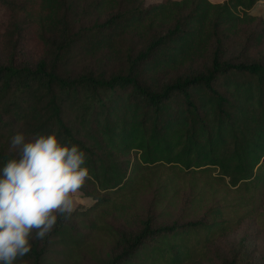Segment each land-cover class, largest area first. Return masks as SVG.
Masks as SVG:
<instances>
[{
    "label": "trees",
    "instance_id": "16d2710c",
    "mask_svg": "<svg viewBox=\"0 0 264 264\" xmlns=\"http://www.w3.org/2000/svg\"><path fill=\"white\" fill-rule=\"evenodd\" d=\"M128 1L100 13L92 0L95 18L82 24L66 0H0V166L16 155L18 131L78 144L88 210L123 223L108 226L112 251L97 264H183L194 239L226 234L255 197L264 209L259 0ZM125 37L137 43L124 52ZM230 44L244 58H227ZM98 55L104 70L69 68ZM143 192L152 194L146 208ZM159 210L177 216L162 221ZM71 216L60 215L16 264H41Z\"/></svg>",
    "mask_w": 264,
    "mask_h": 264
},
{
    "label": "rangeland",
    "instance_id": "374dc122",
    "mask_svg": "<svg viewBox=\"0 0 264 264\" xmlns=\"http://www.w3.org/2000/svg\"><path fill=\"white\" fill-rule=\"evenodd\" d=\"M121 0H107L105 6L101 7V0H95L98 4L97 10L106 12L109 9L115 8ZM161 0H129L132 7L137 6L141 2L145 5L158 2ZM212 2H221L223 0H210ZM67 3L74 4L78 11L80 22L87 23L90 19L95 18V14L90 7L92 0H66ZM115 2V3H114ZM252 14L261 20L255 29L264 28V0H259ZM134 39L125 37L122 42H119L120 49L126 51L136 45ZM242 48L238 44H230L225 51V56L234 61H239L244 58L241 53ZM249 52V53H248ZM250 58H259L260 51L258 49H250L245 52ZM98 57L85 60L77 59L72 64L70 69H79L83 65L93 66L96 70H104L102 64L105 62ZM264 194V191L262 195ZM171 192L167 194L170 197ZM222 195V193H219ZM227 200L234 203L236 194L228 192ZM76 203L75 210L71 213L69 219L61 232L54 237V242L50 245L49 252L42 258L41 264H97L99 261H104L112 251L111 230L108 226L114 228L123 227L122 222H115L113 218L106 217L99 210H88L92 206L93 201L85 194L82 188L74 194ZM152 201V194L143 192L138 197L139 206L146 208ZM166 204V203H165ZM198 215L206 208L197 205ZM183 208L182 202L178 204L177 210ZM164 212H168V208H161ZM248 212V213H247ZM160 220H173L177 216V211L173 216L161 213L159 210L156 213ZM233 214L226 215L231 217ZM235 216H247L240 221ZM232 218L230 229L226 234H213L210 240L205 237L199 241H192V254L183 264H264V209L260 206L259 196L247 205L244 209L238 210Z\"/></svg>",
    "mask_w": 264,
    "mask_h": 264
},
{
    "label": "clouds",
    "instance_id": "9594fccd",
    "mask_svg": "<svg viewBox=\"0 0 264 264\" xmlns=\"http://www.w3.org/2000/svg\"><path fill=\"white\" fill-rule=\"evenodd\" d=\"M16 155L0 166V264H16L76 208L74 194L90 177L86 153L57 134L16 132Z\"/></svg>",
    "mask_w": 264,
    "mask_h": 264
}]
</instances>
